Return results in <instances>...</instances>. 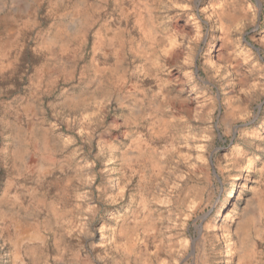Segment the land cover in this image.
Returning a JSON list of instances; mask_svg holds the SVG:
<instances>
[{
	"label": "clouds",
	"instance_id": "obj_1",
	"mask_svg": "<svg viewBox=\"0 0 264 264\" xmlns=\"http://www.w3.org/2000/svg\"><path fill=\"white\" fill-rule=\"evenodd\" d=\"M0 264H264V0H0Z\"/></svg>",
	"mask_w": 264,
	"mask_h": 264
}]
</instances>
